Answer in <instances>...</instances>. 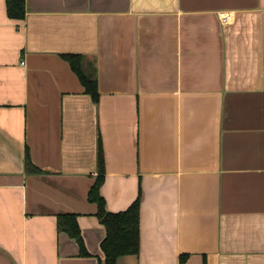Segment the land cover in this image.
Here are the masks:
<instances>
[{
    "label": "crops",
    "instance_id": "0c3cea01",
    "mask_svg": "<svg viewBox=\"0 0 264 264\" xmlns=\"http://www.w3.org/2000/svg\"><path fill=\"white\" fill-rule=\"evenodd\" d=\"M100 155L107 211L140 201L118 264H264V0H0V264H104Z\"/></svg>",
    "mask_w": 264,
    "mask_h": 264
},
{
    "label": "trees",
    "instance_id": "16d2710c",
    "mask_svg": "<svg viewBox=\"0 0 264 264\" xmlns=\"http://www.w3.org/2000/svg\"><path fill=\"white\" fill-rule=\"evenodd\" d=\"M7 16L11 20L22 21L26 18V0H5ZM72 70L80 80L84 91L97 103L99 100L97 70L95 64L84 65L78 56H67ZM29 168V167H28ZM30 173H40L37 168H29ZM102 159L100 155V175L88 193V201L97 205V217L106 229V237L101 244L104 264H118V259L127 255H137L140 250V201L139 198L130 207L120 213H110L100 194L104 181ZM57 229L74 239L82 255L87 256L81 230L76 215L61 214L57 217ZM185 257H182L183 264Z\"/></svg>",
    "mask_w": 264,
    "mask_h": 264
},
{
    "label": "built area",
    "instance_id": "2783aa9c",
    "mask_svg": "<svg viewBox=\"0 0 264 264\" xmlns=\"http://www.w3.org/2000/svg\"><path fill=\"white\" fill-rule=\"evenodd\" d=\"M227 19H228V18L224 17V18H223V21L225 22V21H227Z\"/></svg>",
    "mask_w": 264,
    "mask_h": 264
}]
</instances>
